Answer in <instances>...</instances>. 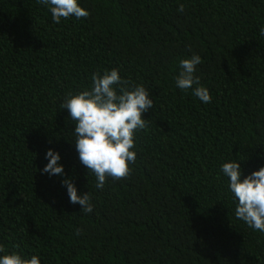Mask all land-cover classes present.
I'll return each mask as SVG.
<instances>
[{"label":"trees","instance_id":"trees-1","mask_svg":"<svg viewBox=\"0 0 264 264\" xmlns=\"http://www.w3.org/2000/svg\"><path fill=\"white\" fill-rule=\"evenodd\" d=\"M78 2L90 16L54 23L39 0H0V244L41 264H264V232L235 217L221 171L264 167V0ZM192 55L211 103L175 84ZM112 68L154 108L131 176L98 189L59 106ZM49 149L65 176L42 172ZM67 177L92 213L70 203Z\"/></svg>","mask_w":264,"mask_h":264},{"label":"clouds","instance_id":"clouds-1","mask_svg":"<svg viewBox=\"0 0 264 264\" xmlns=\"http://www.w3.org/2000/svg\"><path fill=\"white\" fill-rule=\"evenodd\" d=\"M46 5L54 23L61 20L87 18L90 11L78 0H39ZM181 3L178 12H184ZM264 36V26L260 28ZM202 63L200 55H192L179 61L180 71L175 78L181 90L192 89V94L204 104L211 103L212 96L196 76L197 66ZM91 84L77 94L69 93L60 104L67 109L71 121L75 122L74 142L79 162L96 177V188L103 189L108 178L123 180L131 176L132 164L136 162V134L148 127L144 113L154 108V101L142 85H133L122 78L118 68L105 69L103 73L91 74ZM48 163L42 169L50 176H65L64 165L60 163L59 151L49 149L45 154ZM221 171L229 180V191L237 201L235 217L255 231L264 232V167L244 176L240 160H231L221 165ZM243 177V178H242ZM67 189L69 201L80 204L81 211L92 213V194L81 193L71 177L62 180ZM214 206V205H213ZM80 229L76 234H80ZM18 247V246H17ZM0 264H41L38 255L26 258L19 252L7 253L0 244Z\"/></svg>","mask_w":264,"mask_h":264}]
</instances>
